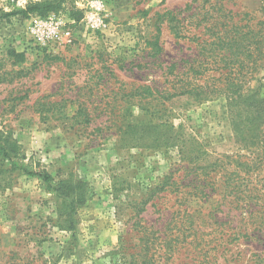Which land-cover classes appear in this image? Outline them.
I'll return each instance as SVG.
<instances>
[{"label": "rangeland", "instance_id": "1", "mask_svg": "<svg viewBox=\"0 0 264 264\" xmlns=\"http://www.w3.org/2000/svg\"><path fill=\"white\" fill-rule=\"evenodd\" d=\"M44 1L0 0V133L18 147L17 169L0 163V264H264V122L247 125L246 101L233 100L228 48L203 50L190 33L211 36L215 1L214 16L259 31L260 47L264 0L21 13ZM51 16L84 21L71 46L35 42L33 20ZM253 56L236 77L264 101L262 50ZM35 172L84 181L85 205L63 209Z\"/></svg>", "mask_w": 264, "mask_h": 264}, {"label": "trees", "instance_id": "2", "mask_svg": "<svg viewBox=\"0 0 264 264\" xmlns=\"http://www.w3.org/2000/svg\"><path fill=\"white\" fill-rule=\"evenodd\" d=\"M64 0H47L44 2L29 3L24 11L21 13L30 14L34 13L39 16H45L50 12L57 11L60 6L63 4ZM221 11L222 6L218 2H213L209 4L206 15L208 17L207 22L210 20L209 24L211 36L204 38L205 34L201 31L194 29L195 32H190L194 41L197 42V45L200 46L203 50H206L208 47L213 45H221V48L226 47L229 51V57L223 56L222 59L226 60L228 63L225 66V71L222 73L223 76H228L233 74L231 87V94L234 95V102L241 103L237 101L240 98H244L246 101L247 111L251 114L249 119H247L248 124H257L264 122V101L261 100H252V95L245 96L243 93H240V83L237 74H240L243 70H250V65H253L257 60L253 56L254 51L262 50V57H264V35H262V42L260 47H258L259 42L255 40V37L259 34V31L254 33L249 31L246 25H240L237 22L236 24L224 23L222 19L218 16H214L213 11ZM193 17V16H192ZM186 25L179 22L181 30L189 28L192 25H189V19ZM185 17L182 18L184 20ZM181 20V21H182ZM247 29V30H245ZM182 31L178 32V37ZM254 57V58H253ZM215 63V62H213ZM206 62L203 63L205 65ZM204 87H200L203 90ZM193 89V88H192ZM187 93V92H184ZM182 93V94H184ZM243 103V102H242ZM242 112L246 110H241L240 112L235 113L236 119L240 118V122L236 124V131L239 127L246 121L242 119ZM81 115V108L78 109L75 116ZM86 118V116L84 117ZM88 117L85 120V123H89ZM18 157V147L16 142L10 140L8 137H3L0 133V163L8 162L12 169L18 168V163L15 160ZM22 169V168H20ZM26 173L27 170H25ZM33 175L42 177V181L47 184L48 189L51 193L56 194V196L62 201V208L75 211L79 206H83L86 203L87 195V186L84 181L73 182L71 179L60 180L54 182V179L45 172H35Z\"/></svg>", "mask_w": 264, "mask_h": 264}, {"label": "built area", "instance_id": "3", "mask_svg": "<svg viewBox=\"0 0 264 264\" xmlns=\"http://www.w3.org/2000/svg\"><path fill=\"white\" fill-rule=\"evenodd\" d=\"M87 21L90 24L88 29L92 33L100 27V6L97 8L96 13L87 18ZM83 23L84 21L75 23L55 16L46 19L36 18L33 20V25L29 28V33L35 42L41 46L56 44L61 48H65L73 44L76 34L75 28H79Z\"/></svg>", "mask_w": 264, "mask_h": 264}]
</instances>
